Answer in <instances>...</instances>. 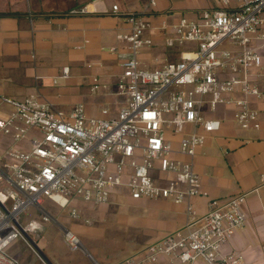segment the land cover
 I'll list each match as a JSON object with an SVG mask.
<instances>
[{"label":"built area","instance_id":"built-area-1","mask_svg":"<svg viewBox=\"0 0 264 264\" xmlns=\"http://www.w3.org/2000/svg\"><path fill=\"white\" fill-rule=\"evenodd\" d=\"M214 1L216 8L202 17L180 18L166 40L168 46H195L153 69L141 67L138 54L153 45L146 35V18L158 0H147L141 10L122 11L112 5L111 11L124 14L130 25L124 38L131 52L116 85L125 103L115 115L103 109L99 116H88L83 104L63 112L29 99L0 96L11 108L0 115V264H20L7 252L16 240L25 241L42 264H49L27 239L37 233L39 223H21L29 206L38 208L41 220L48 222L52 217L43 202L49 199L80 220L75 203L109 204L120 192L134 200L184 204L186 213L181 228L121 264L160 258L168 264H195L199 259L207 264L242 263V254L223 249L245 226L246 194L210 197L194 169V157L221 128V119L206 115L220 105L236 108L235 121L242 129H261L260 111L252 99L264 103V0ZM91 12L88 4L70 9L72 15ZM68 74L64 70L61 76ZM98 87L95 78L91 91ZM169 130L182 134L178 152L187 160L175 158L166 139ZM198 197L208 199L203 213L196 205ZM63 238L69 249L83 248L70 230H63Z\"/></svg>","mask_w":264,"mask_h":264},{"label":"crops","instance_id":"crops-1","mask_svg":"<svg viewBox=\"0 0 264 264\" xmlns=\"http://www.w3.org/2000/svg\"><path fill=\"white\" fill-rule=\"evenodd\" d=\"M146 2L0 0V96L29 99L63 112L83 104L88 116H99L103 109L115 115L125 103V98L116 94V85L123 72V62L131 57L124 38L130 32V25L124 14H114L111 8L118 4L122 11L141 10ZM84 4L90 5L93 12L70 14V9ZM216 6L214 0H158L157 7L146 18V35L153 39V45L139 52V65L153 69L166 60L179 59L182 51L195 44L168 46L166 40L173 36V24L182 17L198 19ZM113 47L115 50L111 51ZM64 70L69 72L66 78L61 76ZM95 78L99 87L92 92ZM252 106L260 111L258 132L244 130L236 123V108L232 105H220L216 112H206L207 116L221 119L222 125L198 149L194 169L203 189L212 198L224 200L246 194L245 226L235 233L223 251L235 250L242 254L241 264H264V103L252 99ZM10 110L0 101L1 115ZM190 130V127L186 129ZM181 137V133L166 132L175 158L187 160L178 152ZM207 203V198H196L201 213L207 210ZM44 204L48 205L43 207L52 217L48 222L60 229L62 240L63 230L67 229L78 236L83 247L71 250L64 241L67 251L56 254V262L52 264H121L186 222L184 204L170 200H134L122 192L109 204L75 203L82 215L80 220L73 219L67 209H61L49 199H44ZM128 207L130 213L126 212ZM62 212L65 214L58 217ZM37 240L36 248L43 249V243ZM11 255L22 264L18 255ZM138 264L168 262L160 258ZM195 264L207 263L199 259Z\"/></svg>","mask_w":264,"mask_h":264},{"label":"rangeland","instance_id":"rangeland-1","mask_svg":"<svg viewBox=\"0 0 264 264\" xmlns=\"http://www.w3.org/2000/svg\"><path fill=\"white\" fill-rule=\"evenodd\" d=\"M43 206L48 207L47 204H44ZM129 210L130 209L128 207L126 212H128ZM128 213H130V211ZM63 214H65V212L60 213L58 217ZM29 221L38 222L40 228L37 230V233L28 234L27 239L35 246L37 245V239H40V242L43 243V249H39L37 247V251L43 258H45V260L47 259L52 263L56 262V254H63L67 251V247L61 237L60 229L53 226L52 222H43L41 220V211L35 206H29L21 214V223L23 225H25ZM38 246L40 245L38 244ZM7 252L9 254L13 253L14 255H18L22 264H25L26 262L41 264V262L35 258L33 252L29 249L25 241H14L8 247Z\"/></svg>","mask_w":264,"mask_h":264},{"label":"water","instance_id":"water-1","mask_svg":"<svg viewBox=\"0 0 264 264\" xmlns=\"http://www.w3.org/2000/svg\"><path fill=\"white\" fill-rule=\"evenodd\" d=\"M45 259V258H44ZM46 261L49 263V264H52L50 261H48L47 259H46Z\"/></svg>","mask_w":264,"mask_h":264}]
</instances>
